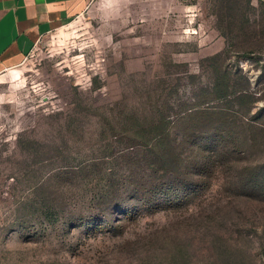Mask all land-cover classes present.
Masks as SVG:
<instances>
[{
    "label": "rangeland",
    "instance_id": "1",
    "mask_svg": "<svg viewBox=\"0 0 264 264\" xmlns=\"http://www.w3.org/2000/svg\"><path fill=\"white\" fill-rule=\"evenodd\" d=\"M0 264H264V0H89L0 75Z\"/></svg>",
    "mask_w": 264,
    "mask_h": 264
},
{
    "label": "crops",
    "instance_id": "2",
    "mask_svg": "<svg viewBox=\"0 0 264 264\" xmlns=\"http://www.w3.org/2000/svg\"><path fill=\"white\" fill-rule=\"evenodd\" d=\"M89 0H0V75L30 53L41 37L70 22Z\"/></svg>",
    "mask_w": 264,
    "mask_h": 264
}]
</instances>
